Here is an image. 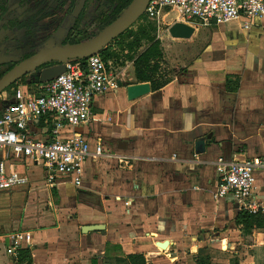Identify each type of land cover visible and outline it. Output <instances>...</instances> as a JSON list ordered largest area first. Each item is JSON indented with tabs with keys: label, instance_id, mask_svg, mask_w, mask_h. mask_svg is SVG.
Masks as SVG:
<instances>
[{
	"label": "crops",
	"instance_id": "obj_1",
	"mask_svg": "<svg viewBox=\"0 0 264 264\" xmlns=\"http://www.w3.org/2000/svg\"><path fill=\"white\" fill-rule=\"evenodd\" d=\"M245 23L209 27L226 32L219 36L223 46L218 38L196 46L198 28L191 23L196 31L189 40L163 36V67L173 80L136 100L127 92L139 84L133 64L111 61L117 88L95 99L88 124L63 132L82 134L93 149L102 143L105 155L88 161L82 188H52L41 167L16 163L22 168L12 170L29 178L22 187L30 191L37 178L49 192L37 187L24 209L0 222V264H28L18 262L23 249L17 256L8 253L12 231L32 234V247H24L31 264H118L135 254H145L151 264H197L202 250L213 259V249L232 254L238 247L262 249L264 229L250 243L237 226L236 201L214 198L220 160L264 161V18L248 29ZM235 30L245 34L244 42ZM229 81L236 90H228ZM17 88L0 106L13 100ZM48 129L43 120L30 127L36 137ZM208 137L207 153L196 155L195 141ZM256 179V200L264 205V169L256 171ZM69 187L72 195L62 191ZM44 198L53 214L38 208ZM68 200L71 211L62 207ZM97 226L104 229L84 232Z\"/></svg>",
	"mask_w": 264,
	"mask_h": 264
},
{
	"label": "built area",
	"instance_id": "obj_2",
	"mask_svg": "<svg viewBox=\"0 0 264 264\" xmlns=\"http://www.w3.org/2000/svg\"><path fill=\"white\" fill-rule=\"evenodd\" d=\"M172 11L179 15L174 24L212 27L245 19L244 28L248 29L256 19L264 18V0H151L143 15L155 22L158 39L170 36L166 20ZM65 67V73L35 89L18 87L13 100L0 106V191L29 184L27 176L12 170L18 162L41 167L52 188L62 184L82 188L88 161L105 155L102 143L93 149L82 134L63 132L88 124L95 99L117 88L113 64L96 55L87 58L85 64L66 60ZM41 120L49 129L46 135L36 137L30 127ZM120 163L130 166L128 160ZM259 169H264V161L259 159L232 163L220 160L214 198L232 197L241 211L264 214V205L255 196ZM126 205L129 207L130 203ZM32 245L31 233L13 234L8 253L17 256L20 249Z\"/></svg>",
	"mask_w": 264,
	"mask_h": 264
},
{
	"label": "rangeland",
	"instance_id": "obj_3",
	"mask_svg": "<svg viewBox=\"0 0 264 264\" xmlns=\"http://www.w3.org/2000/svg\"><path fill=\"white\" fill-rule=\"evenodd\" d=\"M38 1L39 0H36L34 2V8L37 7ZM46 2L53 5L55 4V6H57V10H52L51 14L49 15L50 18H46L45 20H41L37 23V37L28 41L23 38L18 40L16 46L17 48L13 51L15 56L24 57L27 52L45 51L61 45L67 34V31L71 28L76 36L80 39L89 37L90 35L97 33L100 29H102V27H105L106 23L103 22V18L105 15L110 16V13L112 12V9H110V5L106 4L107 1L105 0H90L85 6L83 5V3H81V0H78L77 4L74 7H72V0H49V2ZM168 11L169 10H167L166 12ZM178 16L179 15L176 11H172L170 12V15L166 22L174 23L178 19ZM194 26L195 28H198V32L192 38L196 46L204 47L208 42L213 41V39L216 41L217 38L218 40H220L218 45H224L222 40L219 39V36L221 38H224V36H226V32L223 36L219 34L218 31H213L209 27L199 26L197 24H194ZM236 31L238 30H235V32ZM235 35L244 42V33H239L238 31V33H236ZM181 44L183 46H186L187 43ZM241 45H243V43ZM7 68L8 67L0 69V74ZM167 68H171V66L169 65ZM13 90L14 89H8L4 94H2L0 96V102H2V100H5V98H11L14 93ZM21 166L23 165H13L14 170L16 171H19L22 168ZM37 172L38 173L36 174V176L39 177V170H37ZM29 175L31 176L30 173ZM33 181L37 183V186H33L30 191L27 187L22 186L0 191V222L11 218L12 214H16L20 207L24 209L26 201L28 199V195L31 199L37 187H40V189L45 190L47 193L49 192L48 187L45 185L42 179L33 178ZM62 191L65 194L72 195L73 189L72 187H69L64 188ZM47 200V198L40 200L41 203H39V205L41 207L38 208L41 210L45 208L46 212H50L51 214H53V212L47 205ZM60 205V202H57L56 198H54V206L59 207ZM62 207L70 209L71 211L72 204L70 200L64 203ZM19 232L20 231H12L9 235L12 236L13 234ZM213 250L214 257L211 264H264V249L249 248L246 249V251H243L242 247H238L236 253L234 252V254L221 249Z\"/></svg>",
	"mask_w": 264,
	"mask_h": 264
},
{
	"label": "trees",
	"instance_id": "obj_4",
	"mask_svg": "<svg viewBox=\"0 0 264 264\" xmlns=\"http://www.w3.org/2000/svg\"><path fill=\"white\" fill-rule=\"evenodd\" d=\"M136 0H115L119 7L112 10L109 15H105L103 22L106 23L97 33L90 35L84 39L76 36L72 28L67 31V34L61 45H73L83 43L100 35L113 23L123 17L130 9ZM26 33L34 38L36 37L35 28L33 26L27 27ZM27 52L24 55L23 61L40 53ZM105 62H114L125 65L126 62L132 63L135 70L136 80L139 84H151L153 91H158L168 85L173 79L165 72L163 65L165 63V54L162 49V43L157 38V27L155 22L149 21L144 15L125 33L121 34L114 40L107 49L99 55ZM83 64L86 63L87 58L80 59ZM15 66L5 74H0V80L11 72ZM40 70L33 71L29 75L23 77L19 82L12 85L9 89L17 88L21 85L36 87L42 85L40 82ZM236 85V84H235ZM232 82L227 83L228 90H236L232 87ZM237 226L240 228L241 234L250 243H252L253 235L256 230L264 229V214L252 215L248 212L241 211L236 219ZM264 249V247H262ZM202 255L198 257L197 264H211L212 257L209 255V250H202ZM31 253L28 250H21L18 256V262L32 263ZM118 264H151L147 261L145 254H135L125 256L118 259Z\"/></svg>",
	"mask_w": 264,
	"mask_h": 264
},
{
	"label": "water",
	"instance_id": "obj_5",
	"mask_svg": "<svg viewBox=\"0 0 264 264\" xmlns=\"http://www.w3.org/2000/svg\"><path fill=\"white\" fill-rule=\"evenodd\" d=\"M151 0H136L126 14L103 31L100 35L92 40L73 44L59 45L57 47L42 51L27 60L21 62L19 57L0 58V65L4 63H20L11 72L0 80V96L8 90L12 85L19 82L23 77L29 75L33 71L40 70L41 67L54 63L53 66L43 69L40 75V82H50L66 71V60H80L100 55L109 45L116 40L121 34L129 30L144 14L146 7ZM196 29L184 22H176L169 28L170 36L176 40H189L194 35ZM122 85V84H120ZM130 100H136L144 97L151 92L149 83L136 84L127 88ZM211 137L200 138L195 141L196 155L207 153L208 141ZM104 227H87L84 232L103 230Z\"/></svg>",
	"mask_w": 264,
	"mask_h": 264
},
{
	"label": "flooded vegetation",
	"instance_id": "obj_6",
	"mask_svg": "<svg viewBox=\"0 0 264 264\" xmlns=\"http://www.w3.org/2000/svg\"><path fill=\"white\" fill-rule=\"evenodd\" d=\"M36 0H0V58L7 57H19L15 56L14 50L17 48V43L19 39L32 40L34 38L30 37L26 33L27 27L33 26L37 28V23L43 21L46 18H50L52 10H57L55 4L47 3L49 0H39L37 7L34 8V2ZM61 1V0H59ZM90 0H81L83 5H87ZM106 4L110 5V9L114 10L119 7V4L115 0H105ZM78 0H72V7L77 4ZM85 8V7H84ZM84 11V10H83ZM55 16V15H53ZM37 37V33H36ZM21 62H23V56L19 57ZM20 62V63H21ZM20 63H4L0 65V69L8 67L1 74L7 73L12 66L15 68ZM52 64H47L40 68V71L47 67L53 66ZM39 71V72H40Z\"/></svg>",
	"mask_w": 264,
	"mask_h": 264
}]
</instances>
